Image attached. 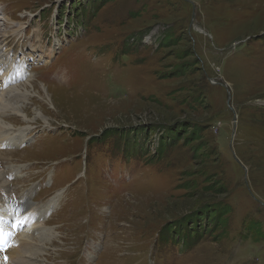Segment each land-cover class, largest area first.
<instances>
[{"label": "rangeland", "instance_id": "374dc122", "mask_svg": "<svg viewBox=\"0 0 264 264\" xmlns=\"http://www.w3.org/2000/svg\"><path fill=\"white\" fill-rule=\"evenodd\" d=\"M11 27L53 50L0 148V201L52 204L33 264H264V0H0Z\"/></svg>", "mask_w": 264, "mask_h": 264}, {"label": "bare ground", "instance_id": "6f19581e", "mask_svg": "<svg viewBox=\"0 0 264 264\" xmlns=\"http://www.w3.org/2000/svg\"><path fill=\"white\" fill-rule=\"evenodd\" d=\"M27 48H29L30 51L32 52L29 55L27 53L25 54V49ZM40 48H41L40 37L37 38V42L34 46L28 47L25 42H22L16 38L15 27L13 28L11 27V29L5 31L4 30L0 31V148H2L3 146H10V145L18 146L23 141H25V139L23 138L26 130L11 128V124L5 122L4 117L7 111L9 112V110H12V112L14 111L16 114L24 113V111L23 112L21 111L22 106L16 104L12 98L13 97L12 94L14 93V91H15L14 94H20L19 89L21 88H19L20 87L19 85L15 87L14 86L11 87V85H14L15 81L20 80L25 76H27L23 68L25 65L29 64L28 63L29 58L31 59V62L37 63L43 60L44 58L52 55L53 50H46V49H42L43 55H37V54L35 55V53H37ZM18 53L21 54L20 57H22V59L20 61L18 60L17 63L13 64L12 62L16 58L15 55ZM48 87L51 88L49 85H45V84L40 85V88H38V92H40L47 99L50 100L53 93L48 91L47 89ZM30 88L31 87H29V89ZM25 116L26 115L24 113L23 117ZM10 141H13L14 143L10 144ZM5 173H6L5 169L0 170V186H4V187H5V181L7 180L5 179L4 176ZM59 196H60V192H57L55 194V198L59 199ZM55 198H51L50 201L47 202L49 204L53 203ZM51 206L52 204L45 206L43 210H40L26 203L22 210H19L15 206L14 209L9 207L8 211H4L0 209V221L3 218H9L10 215L11 217L10 219L14 221L24 220L28 224V226H31L34 225L35 221L38 220L37 218L39 217L40 213L42 214L43 211H45L46 213V211H48L47 210L48 207ZM7 212L9 213V215L7 214ZM35 231L36 233L40 232V228H37ZM25 235L26 232H22L21 234L17 232L13 236L12 241L7 246V248L0 249V264H33L34 263L33 256H36L39 251L36 250L34 244L29 243L27 240L23 238ZM43 235L44 233L39 234V237L42 238V240L45 239V236Z\"/></svg>", "mask_w": 264, "mask_h": 264}, {"label": "trees", "instance_id": "16d2710c", "mask_svg": "<svg viewBox=\"0 0 264 264\" xmlns=\"http://www.w3.org/2000/svg\"><path fill=\"white\" fill-rule=\"evenodd\" d=\"M218 192H223L222 190H218L217 191V193ZM211 208V210H209ZM207 210H209L210 212L208 213V217H209V219H211V218H213L212 220H213V222H214V225L217 223V222H219L218 224L219 225H221V226H224L225 224H226V221H227V217L222 221H220V218H221V216L222 215H224V214H226V213H228V211H229V207L228 206H222V208H219L217 205H215V206H212V207H207ZM250 224H249V228H254V232L255 231H259V227L256 225L257 224V222H249ZM217 224V225H218ZM184 229H186V228H184ZM187 230V229H186ZM187 232L189 233V232H192L196 237L197 236H199V235H202L201 234V232H199L198 233V230H197V228H191V226L189 227V229L187 230ZM191 247V246H190ZM188 248V247H187Z\"/></svg>", "mask_w": 264, "mask_h": 264}, {"label": "snow or ice", "instance_id": "6c2138e0", "mask_svg": "<svg viewBox=\"0 0 264 264\" xmlns=\"http://www.w3.org/2000/svg\"><path fill=\"white\" fill-rule=\"evenodd\" d=\"M0 236H2V233H0Z\"/></svg>", "mask_w": 264, "mask_h": 264}]
</instances>
